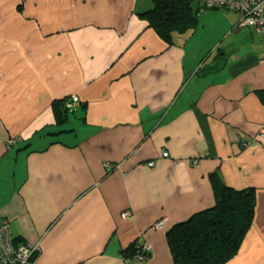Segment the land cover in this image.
<instances>
[{
    "label": "crops",
    "instance_id": "0c3cea01",
    "mask_svg": "<svg viewBox=\"0 0 264 264\" xmlns=\"http://www.w3.org/2000/svg\"><path fill=\"white\" fill-rule=\"evenodd\" d=\"M193 7L168 46L139 18L153 0H0V223L39 264H173L166 234L214 205L212 173L255 199L226 264H264V42Z\"/></svg>",
    "mask_w": 264,
    "mask_h": 264
},
{
    "label": "trees",
    "instance_id": "16d2710c",
    "mask_svg": "<svg viewBox=\"0 0 264 264\" xmlns=\"http://www.w3.org/2000/svg\"><path fill=\"white\" fill-rule=\"evenodd\" d=\"M195 0H153V8L139 15L168 46L175 38L198 27ZM264 100V92L262 93ZM69 104H71L69 106ZM79 101L70 98L55 100L52 110L57 127L65 126ZM214 205L174 226L167 234L173 264H226L239 252L252 225L255 211L253 189L234 190L227 187L217 173L209 176ZM15 242H20L15 239ZM136 244L123 251L133 257Z\"/></svg>",
    "mask_w": 264,
    "mask_h": 264
},
{
    "label": "built area",
    "instance_id": "2783aa9c",
    "mask_svg": "<svg viewBox=\"0 0 264 264\" xmlns=\"http://www.w3.org/2000/svg\"><path fill=\"white\" fill-rule=\"evenodd\" d=\"M203 9H225L236 12L240 16L239 27L254 29L264 42V0H195ZM74 102L76 98L71 99ZM71 104H69L70 106ZM262 131L261 137H263ZM167 153H163L166 158ZM150 167L154 163L149 164ZM129 216L124 213L123 217ZM164 223L157 224V229H162ZM151 247L147 245L137 246V252L132 257L134 260L144 261L148 258ZM39 246L31 243L15 242L10 230L9 222L0 223V264H39L37 255Z\"/></svg>",
    "mask_w": 264,
    "mask_h": 264
},
{
    "label": "rangeland",
    "instance_id": "374dc122",
    "mask_svg": "<svg viewBox=\"0 0 264 264\" xmlns=\"http://www.w3.org/2000/svg\"><path fill=\"white\" fill-rule=\"evenodd\" d=\"M72 99V98H71Z\"/></svg>",
    "mask_w": 264,
    "mask_h": 264
}]
</instances>
